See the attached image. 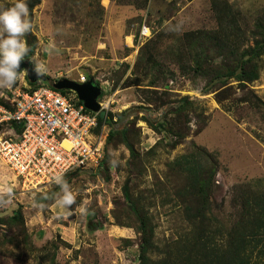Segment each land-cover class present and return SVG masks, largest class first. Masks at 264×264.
Returning <instances> with one entry per match:
<instances>
[{"label": "rangeland", "instance_id": "1", "mask_svg": "<svg viewBox=\"0 0 264 264\" xmlns=\"http://www.w3.org/2000/svg\"><path fill=\"white\" fill-rule=\"evenodd\" d=\"M26 3L24 61L48 80L20 70L0 93L83 76L107 120L99 165L62 178L71 209L58 183L29 193L0 166L12 190L0 264H139L142 250L151 263L264 264V51L246 62L264 0ZM144 22L152 35L136 50Z\"/></svg>", "mask_w": 264, "mask_h": 264}, {"label": "built area", "instance_id": "2", "mask_svg": "<svg viewBox=\"0 0 264 264\" xmlns=\"http://www.w3.org/2000/svg\"><path fill=\"white\" fill-rule=\"evenodd\" d=\"M151 35L150 26L142 23L130 46L137 50ZM76 81L87 80L81 76ZM99 117L70 89L41 83L1 92L0 166L29 193L57 184V177L73 171L94 169L103 156Z\"/></svg>", "mask_w": 264, "mask_h": 264}, {"label": "clouds", "instance_id": "3", "mask_svg": "<svg viewBox=\"0 0 264 264\" xmlns=\"http://www.w3.org/2000/svg\"><path fill=\"white\" fill-rule=\"evenodd\" d=\"M29 8L26 0H16L15 4L7 10L0 12V88H11L19 79L21 63L30 51L24 37L33 29L28 19ZM37 73L40 69H36ZM60 185L62 196L58 203L71 209L76 203V197L70 186L61 177L56 178ZM12 190L0 186V204L7 203L5 197L11 198Z\"/></svg>", "mask_w": 264, "mask_h": 264}, {"label": "water", "instance_id": "4", "mask_svg": "<svg viewBox=\"0 0 264 264\" xmlns=\"http://www.w3.org/2000/svg\"><path fill=\"white\" fill-rule=\"evenodd\" d=\"M21 70H24L27 78L30 81H47L48 78L43 73H37L31 64L26 61L21 63ZM56 89H70L76 92L79 99L83 102L85 107L91 111L98 112L99 116L103 119L106 111L101 107L98 97L100 96L101 89L92 81L87 80L85 82H78L76 80L62 78L57 81L49 83Z\"/></svg>", "mask_w": 264, "mask_h": 264}, {"label": "trees", "instance_id": "5", "mask_svg": "<svg viewBox=\"0 0 264 264\" xmlns=\"http://www.w3.org/2000/svg\"><path fill=\"white\" fill-rule=\"evenodd\" d=\"M257 23L258 24H255L256 31L253 33V36H254L253 42L254 43H253V46L251 47V49L249 50L250 55L247 57L246 62H250L253 58H255L257 55H259L261 52L264 51V27L261 25V24H263V22L261 21V19H259ZM47 85L49 86V83ZM61 91L65 92V90H61ZM106 120L107 119H104V123H106ZM102 122H103V120L99 117V124ZM210 160L213 163L211 166L212 172H213L214 160L213 159H210ZM213 175H214V173H213ZM191 183H193L192 179H191ZM195 187H196V191H197V195H198V200H199L198 202L201 204L200 207H202V210L204 211L205 209H207L204 206L208 203V200H209L208 191L210 188V181L209 180L202 181L201 183L196 184ZM16 214L18 215L19 213L17 212ZM198 214L204 215V212L201 211ZM248 219H250V218H248ZM139 264H165V263H163V262H161V263L149 262L146 255L144 254V250H142V254L140 257V263Z\"/></svg>", "mask_w": 264, "mask_h": 264}, {"label": "bare ground", "instance_id": "6", "mask_svg": "<svg viewBox=\"0 0 264 264\" xmlns=\"http://www.w3.org/2000/svg\"><path fill=\"white\" fill-rule=\"evenodd\" d=\"M99 103H100V105H106V102H101V101H99ZM12 180H15V177L14 176H12Z\"/></svg>", "mask_w": 264, "mask_h": 264}]
</instances>
